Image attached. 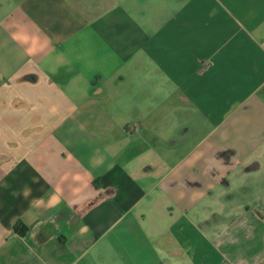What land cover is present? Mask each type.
<instances>
[{
	"label": "crops",
	"instance_id": "0c3cea01",
	"mask_svg": "<svg viewBox=\"0 0 264 264\" xmlns=\"http://www.w3.org/2000/svg\"><path fill=\"white\" fill-rule=\"evenodd\" d=\"M263 160L264 0H0V264H264Z\"/></svg>",
	"mask_w": 264,
	"mask_h": 264
},
{
	"label": "water",
	"instance_id": "95a60500",
	"mask_svg": "<svg viewBox=\"0 0 264 264\" xmlns=\"http://www.w3.org/2000/svg\"><path fill=\"white\" fill-rule=\"evenodd\" d=\"M37 80V78L35 76H30V75H27V76H23L21 78V81H30V82H35ZM146 168H143L141 169V172H146ZM101 197V194H98L96 197H94L93 199L89 200L87 202V206L86 208L90 207L93 203H95L96 201L99 200V198Z\"/></svg>",
	"mask_w": 264,
	"mask_h": 264
},
{
	"label": "trees",
	"instance_id": "16d2710c",
	"mask_svg": "<svg viewBox=\"0 0 264 264\" xmlns=\"http://www.w3.org/2000/svg\"><path fill=\"white\" fill-rule=\"evenodd\" d=\"M13 230L20 236H24L27 231V227L21 222V220H16L13 224Z\"/></svg>",
	"mask_w": 264,
	"mask_h": 264
},
{
	"label": "rangeland",
	"instance_id": "374dc122",
	"mask_svg": "<svg viewBox=\"0 0 264 264\" xmlns=\"http://www.w3.org/2000/svg\"><path fill=\"white\" fill-rule=\"evenodd\" d=\"M264 161V160H263ZM262 176V175H261Z\"/></svg>",
	"mask_w": 264,
	"mask_h": 264
}]
</instances>
